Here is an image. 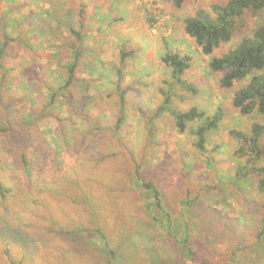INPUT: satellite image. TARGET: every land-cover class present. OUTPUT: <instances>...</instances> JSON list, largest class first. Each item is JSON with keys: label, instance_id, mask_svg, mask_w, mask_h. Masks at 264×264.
Instances as JSON below:
<instances>
[{"label": "rangeland", "instance_id": "rangeland-1", "mask_svg": "<svg viewBox=\"0 0 264 264\" xmlns=\"http://www.w3.org/2000/svg\"><path fill=\"white\" fill-rule=\"evenodd\" d=\"M223 1L0 0L13 38L0 70V264H264V188L253 172L237 176L249 157L237 136L264 115L235 109L208 67L264 10L245 12L210 56L183 30L194 10ZM167 50L190 58L183 78L196 93L172 80ZM161 91L179 111L224 109L205 154L193 146L196 124L180 133L156 114ZM143 180L157 187L162 214L147 212Z\"/></svg>", "mask_w": 264, "mask_h": 264}, {"label": "trees", "instance_id": "trees-1", "mask_svg": "<svg viewBox=\"0 0 264 264\" xmlns=\"http://www.w3.org/2000/svg\"><path fill=\"white\" fill-rule=\"evenodd\" d=\"M185 1L171 0V3L173 7L179 9ZM79 10L81 12V5ZM262 10H264V0H224L222 3L211 4L209 10L204 8L194 10L190 16L184 19L183 30L204 55L210 56L223 45L231 42L237 22L245 12L256 13ZM48 23H50L49 20ZM47 24L40 28L42 33L45 32L44 29L52 26L51 23L49 26ZM68 24L67 21L63 26L66 32L75 35L79 41L81 39L79 33L75 32ZM4 29L5 24L2 27L0 26V70L5 73L7 69L4 67V61L8 59V47L13 42V38L7 32H4ZM23 44L26 45L25 42ZM77 49L79 50L80 47H77ZM125 55L126 53L121 52L120 64H123ZM77 60L78 56L75 57L73 64L68 67L65 85H69L73 80ZM161 62L170 68L171 78L176 84L190 93H196L193 84L183 78L184 72L190 66V58L187 55H180L178 52L167 50L162 56ZM208 67L212 73L220 74L219 86L222 89L233 90L231 104L235 109L243 115H250L254 112L264 115V22L258 25L250 35L241 37L234 46L227 48L217 56L211 57ZM116 71L119 106L123 110L125 92L121 89L120 84L122 71L119 68ZM236 84L240 86L234 89ZM29 85H31V81ZM161 93L163 99L156 110V114L166 111L180 133H184L190 124H196L191 131L194 137L193 146L199 153L205 154L207 135L219 128L225 117L224 109L218 106L209 115L197 107L179 111L171 108L169 97L163 91ZM263 133L264 126L253 123L248 137L244 135L237 136L241 144L239 151H242L245 147L249 155V157H246V164L238 166L237 176L243 179L249 172L255 173L258 176L259 191L264 188V165H258L259 162L264 160V145L260 144ZM141 187L148 194L147 197L153 199L152 203H149L147 198L144 197L147 212L150 214L152 211H157L162 214L164 209L161 205L160 193L157 187L149 180H143ZM1 191L3 192V187L0 185ZM261 222L264 230V213Z\"/></svg>", "mask_w": 264, "mask_h": 264}]
</instances>
